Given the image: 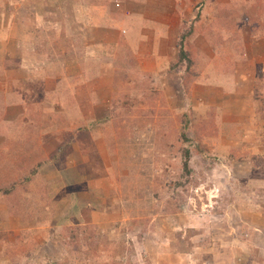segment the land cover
Returning <instances> with one entry per match:
<instances>
[{
  "label": "rangeland",
  "instance_id": "obj_1",
  "mask_svg": "<svg viewBox=\"0 0 264 264\" xmlns=\"http://www.w3.org/2000/svg\"><path fill=\"white\" fill-rule=\"evenodd\" d=\"M8 97L0 264H264V0H0Z\"/></svg>",
  "mask_w": 264,
  "mask_h": 264
},
{
  "label": "crops",
  "instance_id": "obj_2",
  "mask_svg": "<svg viewBox=\"0 0 264 264\" xmlns=\"http://www.w3.org/2000/svg\"><path fill=\"white\" fill-rule=\"evenodd\" d=\"M20 66L21 65L14 67L15 73L18 74L17 77L20 78V76L22 74H25L26 81H27L25 83V86H27V84H29L30 86L33 85V84H38V85H36V87H34L35 88L34 89V92L40 94V90H41V85L40 84L41 83L39 82V80H40V77L41 76L38 75L39 76L38 79H37V77H32L30 79V83L31 84L29 83V80H28L31 75L35 74L34 76H36V74L38 72V69H36V68H29V67H27V65L21 66V67ZM10 71H13V69H11ZM53 77L56 79V82L59 81L58 80V77L56 75L53 76ZM42 79L43 78H41V81H42ZM21 81L23 82V80H21V78H20V80H18V78H15V84H17V83H19ZM18 89H20V86L19 85L14 88V90H17V91H18ZM31 89H33V88H31ZM18 92H20V91H18ZM9 97H8L7 105L4 108L7 111V114L8 115H13L12 118H11V121L12 122L13 121H17V120L19 122H22L23 121V123L25 124L24 126L22 125V126L16 127L17 129H13V130L9 129L7 132L5 130H4V132H2V131L0 132V135L2 133V135L4 136L3 139L5 141H6L5 136L6 135L8 136V146H7L6 150H4V152L8 153V156H6L8 162L7 163L5 161H3V162H5L6 165L13 166V164H15L17 160H16V155L12 157V151L15 152V151L20 150V149H17L16 150L18 138L21 139L24 142H26L28 140V138L26 136V134H27L26 133V131H27V129H26L27 126L26 125L29 123V120H27V119L29 118V115H31L33 112H35L36 107H30V106L27 107L26 106V104H27V101L26 100H22V101L13 100L12 99L13 97H11L12 100H10ZM18 103H24V106L19 108L18 105H15V106L12 105V104H18ZM26 107H27V109H26ZM56 113H58V112H56ZM51 116H52V114H51ZM57 142H58V140L53 139L52 142L48 146V149H50V148H52V147L55 146V149H53V151H54V155L53 156H56L57 155V153H55V152H57V150H56V143ZM25 150H27V152H28V157H29V155L30 156L32 155V153L29 152V151L33 150L32 147L30 148V146H28L26 144ZM26 157H27V155H26ZM17 159H20L18 157V153H17Z\"/></svg>",
  "mask_w": 264,
  "mask_h": 264
},
{
  "label": "trees",
  "instance_id": "obj_3",
  "mask_svg": "<svg viewBox=\"0 0 264 264\" xmlns=\"http://www.w3.org/2000/svg\"><path fill=\"white\" fill-rule=\"evenodd\" d=\"M182 48V47H181ZM185 52H184V50L182 49V51H181V56H182V58H185V54H184ZM186 167H187V165H186Z\"/></svg>",
  "mask_w": 264,
  "mask_h": 264
}]
</instances>
